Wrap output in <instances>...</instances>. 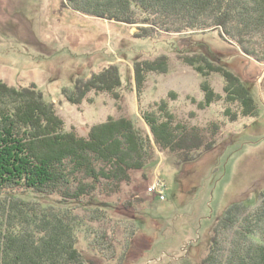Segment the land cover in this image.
I'll return each instance as SVG.
<instances>
[{"label": "rangeland", "instance_id": "obj_1", "mask_svg": "<svg viewBox=\"0 0 264 264\" xmlns=\"http://www.w3.org/2000/svg\"><path fill=\"white\" fill-rule=\"evenodd\" d=\"M70 6L67 0H0V82L18 90L34 86L64 130L78 137L108 119H126L152 146L151 158L129 172L128 183L115 192L98 187L73 210L81 220L74 249L83 264H202L223 212L235 204L255 208L264 192V61L219 30L147 36L146 25L90 17ZM160 58L165 71L144 73L137 85L135 64ZM109 67L120 82L111 92L90 91L78 105L65 99L76 81ZM224 73L250 92L256 117L230 123L239 109L227 95L233 90ZM202 88L217 97L208 106ZM160 106L175 126L197 129L211 149L170 153L155 146L142 113L163 121ZM158 185L164 201L150 193ZM19 193L39 208H64L57 196Z\"/></svg>", "mask_w": 264, "mask_h": 264}, {"label": "trees", "instance_id": "obj_2", "mask_svg": "<svg viewBox=\"0 0 264 264\" xmlns=\"http://www.w3.org/2000/svg\"><path fill=\"white\" fill-rule=\"evenodd\" d=\"M67 1L72 9L90 17L146 25L142 32L147 36L219 30L221 37L235 42L248 56L264 61V0ZM165 69V58L135 64V81L138 85L144 73ZM223 78L227 89L233 90L227 92L233 98L230 102L239 109L230 123L256 117L250 92L230 73ZM119 85L117 69L109 67L85 82L76 81L73 93L64 97L78 105L90 91L111 92ZM202 92L204 106L217 99L207 88ZM164 108L160 106L163 121L142 113L155 146L170 153L211 149L197 129L175 126ZM151 155L150 141L140 137L130 120L108 119L81 138L64 130L52 105L43 101L34 86L18 90L0 82V264H83L74 249L81 220L73 210L82 208V199L98 187L117 191L129 182V172L140 170ZM16 190L19 195L57 196L64 208L58 212L39 208L18 198ZM68 203L73 206L67 207ZM257 203L252 209L235 204L223 212L212 229L209 255L202 264H264V192Z\"/></svg>", "mask_w": 264, "mask_h": 264}, {"label": "built area", "instance_id": "obj_3", "mask_svg": "<svg viewBox=\"0 0 264 264\" xmlns=\"http://www.w3.org/2000/svg\"><path fill=\"white\" fill-rule=\"evenodd\" d=\"M156 187H158V188L156 189ZM150 193L156 194V197L159 198L161 201H164L165 200V197H164V194H163V192H162V190L160 188V185L155 186V187L154 186L151 187L150 188Z\"/></svg>", "mask_w": 264, "mask_h": 264}]
</instances>
